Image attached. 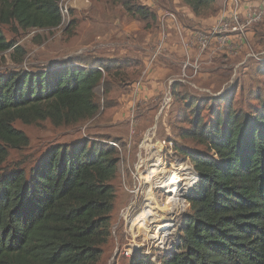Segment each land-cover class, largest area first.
<instances>
[{
  "label": "trees",
  "instance_id": "obj_1",
  "mask_svg": "<svg viewBox=\"0 0 264 264\" xmlns=\"http://www.w3.org/2000/svg\"><path fill=\"white\" fill-rule=\"evenodd\" d=\"M60 0H0V26L15 31L56 29L62 24ZM195 17L212 15L219 0H179ZM126 13L155 21L146 7L124 0ZM12 51L21 63L25 51L0 29V54ZM86 62V61H85ZM83 62H77L80 65ZM130 64L103 59L75 68L64 63L47 70L0 75V264H97L110 238L119 154L103 142L79 141L48 149L28 177L2 169L9 151L29 146L14 124L56 128L92 121L99 112L94 90L106 77ZM31 72V73H30ZM107 88L103 90L105 94ZM221 98L213 101L220 104ZM203 119L201 106L186 119L179 139L203 147L181 148L195 177L186 197L175 253L156 264H264V106L247 114L224 100ZM213 108V107H211ZM129 264H155L148 257Z\"/></svg>",
  "mask_w": 264,
  "mask_h": 264
},
{
  "label": "rangeland",
  "instance_id": "obj_2",
  "mask_svg": "<svg viewBox=\"0 0 264 264\" xmlns=\"http://www.w3.org/2000/svg\"><path fill=\"white\" fill-rule=\"evenodd\" d=\"M123 1L60 0L59 7L68 15L56 29L15 31L14 24L0 26L6 40L17 42L25 51L17 64L12 61L11 50L0 54L3 76L17 71L36 73L64 63L80 68L99 59L130 64L112 72L105 86L100 84L94 90L99 112L92 121L58 128L48 121L36 126L15 123L14 128L28 136L29 146L9 151L2 165V169H21L28 177L53 146H71L82 140L117 146L119 163L116 178L110 183L115 195L111 236L97 264H129L132 257L123 253L132 239L144 246L149 257H156L160 250L172 252L179 245L182 222L189 210L186 197L195 174L190 160L182 159L177 150L211 155L203 147L179 139L180 129L188 128L185 120L191 119L194 107L201 106L203 119L209 122L215 107L224 113V100L233 110L247 114L264 106V16L244 22V16L250 18L260 0H219L212 15L199 17H193L179 0H130L154 13L153 22L131 17ZM235 11L242 13L237 17L241 21L238 31L209 35L219 18ZM168 14L175 19L166 18ZM177 25L182 26L181 34L176 32ZM77 62L83 63L79 67ZM219 98L221 102L216 104L213 100ZM151 160L153 189L147 192L142 184L135 195L130 194L137 175L135 167L141 166L138 174L143 173L146 166L141 163ZM182 163L188 164L191 174L183 172L181 184L190 180L191 185L176 205L173 198L183 187L174 184L176 191L167 195L161 181L163 193L156 181L158 185L164 174L158 176L156 171L161 167L164 172H173ZM166 178L163 176V181ZM145 206L152 209L146 211ZM157 217L164 218L165 228L159 229L161 226L154 222ZM142 224H149L144 232ZM157 230L164 234L160 237ZM139 257L146 256L140 253Z\"/></svg>",
  "mask_w": 264,
  "mask_h": 264
},
{
  "label": "built area",
  "instance_id": "obj_3",
  "mask_svg": "<svg viewBox=\"0 0 264 264\" xmlns=\"http://www.w3.org/2000/svg\"><path fill=\"white\" fill-rule=\"evenodd\" d=\"M60 14H62V21L68 15L67 11L65 9H61V8H60ZM239 14H242V13H240L238 11L237 12L235 11L233 13L232 12H228L225 15H223L221 18L218 19V25H217L218 28L217 27H213L212 30H211L212 32H210L209 35L213 36V35L221 34V30H223V31L229 30L232 33L238 31V27H239L240 22H241V21H239L237 19ZM249 16H251V17L247 18L246 16H244V22L246 24L250 23V22L257 21L258 18H261L262 16H264V0H260L258 6L254 9V13L249 14ZM168 17H170L172 19H175L174 15H172V14H168L166 16V18H168ZM231 24L234 25V26L231 27ZM227 33H228V31H227ZM199 37H202V36H199ZM199 41H200V39H199ZM202 42L203 41H201V43ZM159 49H162V48L160 47ZM161 110H163V109H161ZM111 146L117 148L116 145H111ZM141 164H144L146 166V168H145V171H143V173H140V174H138V171L140 170L141 166H137L134 169L136 171L137 175L134 177L133 189L129 191V193L133 194V195H135L138 192V190H139V188L141 187L142 184H144L145 191H147V192H150L153 189V187H152L153 184L150 186L151 182L154 181V178H155V177H153V174L151 173L153 171V164L151 163V161L145 162V163H141ZM144 174L147 176L146 179L144 178ZM138 176H139V178H138ZM162 182H163V176H162ZM156 187L160 191H162L161 184L157 185V181H156ZM147 205H148V203H147ZM145 208H146V211L152 209V207H148V206H145ZM141 214L142 213H140V215L138 217H140ZM137 219L138 218H136V220H134L136 222V225H137ZM159 232L160 231L157 230V233L161 237L164 234L163 233L164 231L160 232V233ZM143 247H144L143 245L140 246L139 244H136V242L134 243L133 239H132V241L130 242L129 247L124 251L123 255H125L126 257H132V259L133 258H138L140 260H142L143 258H146L148 256V258L151 259V261L156 264V263H158L157 259L159 258V256H162L163 254L169 253L168 250H160V252H157L158 255L156 257L154 256L155 258L153 256L149 257L150 253L149 252L147 253L146 251H144ZM140 253L141 254L143 253V255H145L146 257L140 258L139 257Z\"/></svg>",
  "mask_w": 264,
  "mask_h": 264
},
{
  "label": "bare ground",
  "instance_id": "obj_4",
  "mask_svg": "<svg viewBox=\"0 0 264 264\" xmlns=\"http://www.w3.org/2000/svg\"><path fill=\"white\" fill-rule=\"evenodd\" d=\"M158 153V152H157ZM159 154V153H158ZM158 157H159V159H160V156L158 155ZM153 160H151V162H152ZM163 170H162V168L160 167V168H158L157 169V173H158V176H160L159 174H164L163 176H166L167 178H166V180L165 181H163V185H162V188H164V192H165V194H167V195H170V194H172L173 192H175V191H173V188H174V184H181V181L183 180V179H180L181 178V176L183 175V172H186V171H188V173H190V171H191V169L189 168V166H188V164L187 163H182L180 166H179V168L178 169H176V171H173V172H162ZM153 172H154V168H153V171L151 172L152 174H153ZM176 172V173H175ZM193 172V171H192ZM169 174V175H168ZM191 174V173H190ZM195 174V173H194ZM154 175V174H153ZM185 175V174H184ZM191 177H192V175H191ZM165 178V177H164ZM197 178H198V175H197ZM187 179V178H186ZM162 180H159L158 179V182H160L159 184H161L162 182H161ZM196 181H197V179H196ZM195 181V182H196ZM194 182V183H195ZM191 184H190V180H188V181H184V182H182V184H181V187H183V190H181V194H179V196L178 197H174L173 198V203L174 204H178V203H181L182 202V199H183V192L185 191V190H188L191 186H190ZM190 186V187H189ZM161 188V189H162ZM191 189V188H190ZM175 195V194H174ZM157 218H159V219H156V221H154L156 224H159L161 227H159V229H162V228H165V226H163V223H164V218H161V217H157ZM160 222H162V223H160ZM148 226H149V224H142V226H140V229H141V231H145L147 228H148ZM143 231V232H144ZM142 232V233H143Z\"/></svg>",
  "mask_w": 264,
  "mask_h": 264
},
{
  "label": "crops",
  "instance_id": "obj_5",
  "mask_svg": "<svg viewBox=\"0 0 264 264\" xmlns=\"http://www.w3.org/2000/svg\"><path fill=\"white\" fill-rule=\"evenodd\" d=\"M185 10L188 11L187 9H185ZM188 12L191 13L190 11H188ZM191 14H192V13H191ZM192 16L195 17L193 14H192ZM194 20H195V19H194ZM175 29H176V32H178V34H181V33H182V32L180 31V30H182V26L177 25ZM167 35H168V36H167L166 39H167V41H168L169 34L167 33ZM164 46H166V44H165Z\"/></svg>",
  "mask_w": 264,
  "mask_h": 264
},
{
  "label": "water",
  "instance_id": "obj_6",
  "mask_svg": "<svg viewBox=\"0 0 264 264\" xmlns=\"http://www.w3.org/2000/svg\"><path fill=\"white\" fill-rule=\"evenodd\" d=\"M198 179H199V176H198L197 180H198ZM196 182H197V181H196ZM196 182H195V183H196ZM195 183H194V184H195ZM191 188H192V187H191Z\"/></svg>",
  "mask_w": 264,
  "mask_h": 264
}]
</instances>
